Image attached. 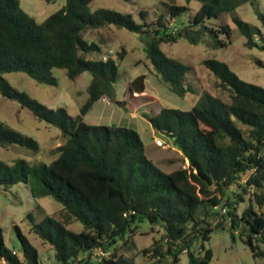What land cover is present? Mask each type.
Instances as JSON below:
<instances>
[{
	"label": "trees",
	"instance_id": "16d2710c",
	"mask_svg": "<svg viewBox=\"0 0 264 264\" xmlns=\"http://www.w3.org/2000/svg\"><path fill=\"white\" fill-rule=\"evenodd\" d=\"M89 1L64 0L61 8L35 22L19 8L18 0H0V95L56 127L62 138L48 163L29 165L20 158L9 163L0 160V187L22 182L32 196L47 195L61 205L60 219L45 215L35 221L31 212L25 214L30 231L53 249L55 264H92L86 259L98 247L107 252L103 264H135L120 249L132 244L130 237L142 220L162 230L149 247L140 250L155 264H167L168 258L170 264H176L182 252L187 264H207L212 256L206 246L210 233L225 229L231 240L238 236L252 257L264 259L263 86L241 80L224 62L207 57L200 63L213 75L215 87L226 92L227 102L204 93L187 110L159 107L152 114L142 112L152 129L171 140L185 162L169 172L147 158L135 130L89 124L82 119L101 98L129 112L137 108L139 99L147 96L155 100L142 94L144 74L127 81L124 98L117 100L113 86L116 60L122 59L125 50L121 47L115 58L101 55V44L86 39L85 32L112 25L138 34L149 72L168 90L182 95L191 89L182 83L188 67L167 56L159 44L180 39L194 44L207 33L214 46H224L229 41L230 27L222 22L210 26L207 20L252 0H195L199 5L183 33L181 27L169 28L162 15L147 22L146 13L139 10L142 22L136 23L129 14L112 9L88 11ZM189 1L168 4V16L174 19L185 13ZM254 12L260 26L249 25L235 15L231 20L244 37L246 48L264 50V11L255 8ZM97 54L101 56H90ZM252 61L264 69V60ZM54 68L64 69L68 79L85 71L91 76L85 87L86 98L75 116L63 107H46L1 76L22 72L36 83L56 85ZM0 144L38 150L33 138L1 121ZM244 196L245 206L238 211ZM69 220L79 222L82 230L65 228ZM14 231L19 255L4 246L0 235V259L5 264H39L36 249L17 225ZM79 255L83 258L78 259Z\"/></svg>",
	"mask_w": 264,
	"mask_h": 264
},
{
	"label": "rangeland",
	"instance_id": "374dc122",
	"mask_svg": "<svg viewBox=\"0 0 264 264\" xmlns=\"http://www.w3.org/2000/svg\"><path fill=\"white\" fill-rule=\"evenodd\" d=\"M63 2L64 0H18V5L35 22H41L46 16L61 8ZM168 4L180 5L184 4V0H90L86 4V8L88 11L106 8L126 13L136 23L142 22L138 16V11L143 10L146 13L145 21H153L158 15H162L163 21L169 28L175 30L181 27L183 33L185 31L183 27H189L188 20L197 9L198 2L189 1L187 3L188 10L174 19L167 14L166 7ZM255 8L264 11V0L242 3L232 11L223 12L218 17L207 20L206 23L210 26H216L222 22L227 23L230 27L229 41L224 46H214L207 33L201 34L194 44L181 39L172 43L159 44L160 50L167 56L177 59L188 67L182 83L184 86L189 85L191 89L182 95H177L168 90L167 86L159 81L156 75L149 72L150 64L145 58L143 41L138 34L112 25L89 30L83 34L86 39L102 45L101 55H109L115 58V52L119 51L121 47L124 48L125 53L122 59L116 60L117 75L113 84L115 97L121 95L127 81L140 74L146 75L143 80V94L151 95L155 100L148 99L147 96L139 99L137 108L133 112L134 118L129 117L128 111H122L115 106L113 109L115 114H120V118H122L118 122L121 126L126 127L130 120L131 125L135 122L134 127L144 145L145 155L161 170L168 171L178 168L184 166L185 162L176 151H171L170 147L173 146L171 140L164 134L152 129L148 121L142 116V112L152 114L159 107L187 110L196 104L204 93L218 96L225 102L228 101L226 92L215 87L213 75L201 65L200 61L203 58L209 57L224 62L241 80L264 87V69L256 66L252 61L253 58L264 60V50L246 48L243 45L244 37L238 32L231 20V17L235 15L249 25L260 26L254 12ZM218 37L226 40L222 35ZM101 55L90 56L100 57ZM52 74L56 78V85L36 83L22 72H5L1 76L10 86L25 92L46 107H63L70 116H75L79 106L86 98L85 87L91 79L90 74L85 71L74 79H68L65 70L57 68L52 69ZM0 121L33 138L38 144L37 151H31L16 144H0V160L9 163L20 158L29 165H37L48 163L55 157L53 148L62 142L59 130L35 118L16 101L6 99L1 95ZM114 121L113 118V122L108 121L107 123L113 125ZM155 139H159L165 146L156 147ZM164 158L169 159L171 165L165 164L162 161ZM245 200L246 196H244V201L239 204L238 211L245 206ZM27 212L32 213L35 221H40L45 215L53 216L56 219L62 217L61 205L58 202L47 195L32 196L28 185L25 183L18 182L5 189L0 187V235L4 246L14 250L19 255V246L14 231V225H17L21 233L36 249L39 264H55L53 249L30 231L29 223L25 218ZM64 226L73 232L82 230L81 224L77 221L69 220ZM161 231L160 227L152 226L146 220L138 222L130 237L132 244L129 243L127 247H122L120 252L132 258L135 264H155L153 258L142 255L140 250L149 247L152 241L159 237ZM117 243L120 245L121 240H118ZM206 246L212 254L207 264H264L263 258L251 256L248 247L241 242L238 236L235 235L234 240H231L226 229L212 231ZM78 257L83 258L82 255ZM86 260L90 263L89 256ZM166 263L170 264L169 258L166 259ZM0 264L5 263L0 259ZM74 264H77V261ZM79 264H84V262ZM176 264H187V257L184 252L178 255Z\"/></svg>",
	"mask_w": 264,
	"mask_h": 264
},
{
	"label": "crops",
	"instance_id": "0c3cea01",
	"mask_svg": "<svg viewBox=\"0 0 264 264\" xmlns=\"http://www.w3.org/2000/svg\"><path fill=\"white\" fill-rule=\"evenodd\" d=\"M101 47H102V45H101ZM103 58H104V56H103ZM143 92H142V94H143ZM115 98L117 100L124 98L123 91L121 92V95H119L118 97L116 96ZM114 106L117 107L114 103L110 102L108 99L101 98L92 104L90 109L83 115L82 119L86 123H89V124L108 125L107 122L108 121L113 122V118H114L115 121L112 124L113 125H120V123H118V122H120L122 120V118H120V114H117V113L115 114V111L113 109ZM117 108L120 109L119 107H117ZM135 110H133L132 112L128 111L130 118H134L133 112ZM134 126H135V122H133V125H131V120L129 121V125H126V127L133 128L137 132V130L135 129ZM155 146L156 147H164L165 145H155ZM170 149L172 152L176 151L178 153V155H180L179 152L173 146H171ZM162 161L167 165H171V162L169 161V159L164 158V159H162ZM174 169H176V168H174ZM171 170H173V169H170V170L165 171V172H169Z\"/></svg>",
	"mask_w": 264,
	"mask_h": 264
},
{
	"label": "built area",
	"instance_id": "2783aa9c",
	"mask_svg": "<svg viewBox=\"0 0 264 264\" xmlns=\"http://www.w3.org/2000/svg\"><path fill=\"white\" fill-rule=\"evenodd\" d=\"M155 145H163V143L159 139L154 140ZM107 252L102 250L101 248H94L88 254L89 260L92 264H103V259L106 257ZM79 259V257H78Z\"/></svg>",
	"mask_w": 264,
	"mask_h": 264
}]
</instances>
